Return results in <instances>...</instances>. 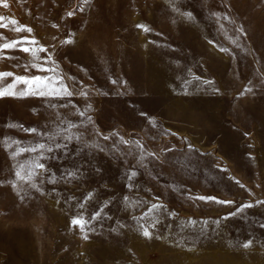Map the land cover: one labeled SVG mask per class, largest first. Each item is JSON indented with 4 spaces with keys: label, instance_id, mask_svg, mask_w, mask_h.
Here are the masks:
<instances>
[{
    "label": "rangeland",
    "instance_id": "1",
    "mask_svg": "<svg viewBox=\"0 0 264 264\" xmlns=\"http://www.w3.org/2000/svg\"><path fill=\"white\" fill-rule=\"evenodd\" d=\"M0 16V44L45 49L0 52V87L72 93L0 97V264H264V0H4ZM38 143L53 150L13 155Z\"/></svg>",
    "mask_w": 264,
    "mask_h": 264
},
{
    "label": "snow or ice",
    "instance_id": "2",
    "mask_svg": "<svg viewBox=\"0 0 264 264\" xmlns=\"http://www.w3.org/2000/svg\"><path fill=\"white\" fill-rule=\"evenodd\" d=\"M85 3H87V0H84ZM0 3H4V0H0ZM6 6V4H5ZM190 15V14H188ZM7 20L6 17L4 16H0V28H7L8 24L5 23V21ZM10 23L12 25H16L17 21L15 20H11ZM15 31H28L31 32L32 30L30 28H27L26 26H20L14 29ZM0 39H3V37H0ZM37 42L35 40H29L28 38H21L20 40H16V41H9L3 44H0V52H3L4 50L7 49H15L17 47H21V50L24 52H29L32 51L33 55L35 56L36 53L38 51H45V49H36L33 50L27 46L24 45H35ZM65 43H70V41H65ZM39 59V57H37ZM44 63H47V58L44 59ZM34 68H37L40 71H53V69H48L45 68L43 64H34L33 65ZM9 76H13L12 73H0V80H3L6 77ZM13 83L12 84H8L6 87H0V97L5 96V95H19V96H24V95H39V96H50V97H61L63 95H68L71 96L72 93L69 92L67 90V87L62 85L60 83L59 80H57L54 77H44V76H33V77H13ZM17 83H23L26 85V90L25 91H21L19 93L15 92L14 89L16 87ZM113 83H115V81H113ZM60 84L59 87H57V85ZM83 115V114H81ZM26 131L33 133L36 132V129H26ZM42 135H47L46 133H43ZM8 138L6 137L5 140H7ZM70 139V138H69ZM13 143H19L17 141H14ZM10 146V145H9ZM57 147H59V145H57ZM47 150L49 152H51L53 149L50 146H46L43 143H38L36 144L34 147L31 148H26V149H18V151L16 153H14L13 155H20L23 152H36V151H40L41 155H43V150ZM34 167L35 168H39V169H44V165L42 163H39V161L37 160L36 162H34ZM24 168L25 165L21 164L17 171H16V176L18 179H25V180H29L32 178V175H34V172L30 169L28 172V175L25 176L23 175L24 172ZM136 173L133 172L130 174L129 179H131L132 176H135ZM68 176H74V173H68ZM54 182V181H53ZM33 187H35V185H33ZM89 198H91V196H89ZM127 199V198H125ZM199 199H215V198H211V197H200ZM219 203H232L231 201H217ZM252 205H246V207H251ZM159 206L158 205H152L153 209H157ZM150 214V213H149ZM100 215V212L98 211L97 213H95L92 217V219H96L98 216ZM148 215V214H146ZM73 226H79L81 228V230H83L86 225L88 223H90V221H86L83 216H76L73 218V220L71 221ZM154 227V225H153ZM141 229H142V234L145 237H150V232L148 230V227H145L144 225H141ZM250 245V242L245 244L244 247H248Z\"/></svg>",
    "mask_w": 264,
    "mask_h": 264
}]
</instances>
